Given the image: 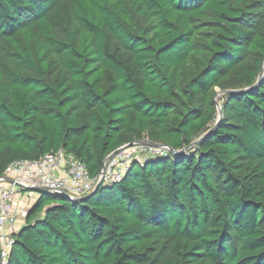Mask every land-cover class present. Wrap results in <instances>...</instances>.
I'll return each mask as SVG.
<instances>
[{"label":"trees","instance_id":"obj_1","mask_svg":"<svg viewBox=\"0 0 264 264\" xmlns=\"http://www.w3.org/2000/svg\"><path fill=\"white\" fill-rule=\"evenodd\" d=\"M145 140L172 153L38 192L6 264H264V0H0V176Z\"/></svg>","mask_w":264,"mask_h":264},{"label":"built area","instance_id":"obj_2","mask_svg":"<svg viewBox=\"0 0 264 264\" xmlns=\"http://www.w3.org/2000/svg\"><path fill=\"white\" fill-rule=\"evenodd\" d=\"M117 150L105 158L96 178L89 176L84 164L74 155L62 150L40 159L16 160L7 165L0 176V264H6L14 235L24 223L27 211L15 204L23 192L37 189L76 201L91 194L97 184L120 182L133 161L144 160L143 155L172 153L166 146L153 147L142 142H133Z\"/></svg>","mask_w":264,"mask_h":264},{"label":"water","instance_id":"obj_3","mask_svg":"<svg viewBox=\"0 0 264 264\" xmlns=\"http://www.w3.org/2000/svg\"><path fill=\"white\" fill-rule=\"evenodd\" d=\"M260 78H261V74H259V77H258V79H257V81H256V83H255V85H254L253 87H251L250 89L255 88V87L257 86V83H258V81L260 80ZM250 89L236 90V91H224L223 93H224V94H237V93L245 92V91L250 90ZM216 105H217V104H216ZM216 111H217V120H216V122H215V125H214L210 130H208L206 133H204L203 135H201L197 140H195V141L192 143L191 146H194L195 144H197V143L200 142L201 140L205 139L210 133H212V132L215 130L216 126H218V124L221 122L222 114H221L220 107H218V105L216 106ZM142 143H144V144H146V145H149V146H153V147H160V146H162V145H159V144H155V143L149 142V141H147V140L142 141ZM169 149H170V148H169ZM117 151H118V150L114 151L113 154H114L115 152H117ZM170 151H172V150L170 149ZM182 152H184V151H178V152H176V154H180V153H182ZM99 186H100V184H97V185L95 186V188H94V190H93V192H92L91 194H89L88 196H86V197H84V198L78 199V200H76V201H82V200H85V199L89 198L92 194H94V193L98 190ZM32 191H34V192H39L40 190L35 189V190H32ZM59 206H60V205H59V204H56V203H52V204L46 205V206L44 207V212L52 211L53 209L58 208Z\"/></svg>","mask_w":264,"mask_h":264},{"label":"rangeland","instance_id":"obj_4","mask_svg":"<svg viewBox=\"0 0 264 264\" xmlns=\"http://www.w3.org/2000/svg\"><path fill=\"white\" fill-rule=\"evenodd\" d=\"M216 96H215V102L216 104L219 106L222 97L225 95L223 92L216 90ZM19 200L21 202H24L23 206L25 208V210H28L31 206H33V204L35 203L36 199H37V193L35 192H23L22 194H20L19 196ZM23 225V224H22Z\"/></svg>","mask_w":264,"mask_h":264},{"label":"crops","instance_id":"obj_5","mask_svg":"<svg viewBox=\"0 0 264 264\" xmlns=\"http://www.w3.org/2000/svg\"><path fill=\"white\" fill-rule=\"evenodd\" d=\"M20 196V195H19ZM17 197L16 198V200H15V204L18 206V207H20V208H24V206H23V204H24V202H21L20 200H19V198L20 197ZM25 209V208H24ZM27 211V210H26Z\"/></svg>","mask_w":264,"mask_h":264}]
</instances>
